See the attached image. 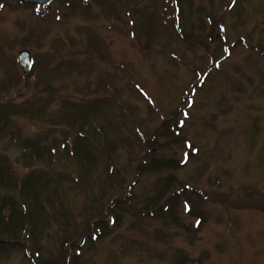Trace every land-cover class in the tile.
Returning <instances> with one entry per match:
<instances>
[{
	"label": "rangeland",
	"instance_id": "1",
	"mask_svg": "<svg viewBox=\"0 0 264 264\" xmlns=\"http://www.w3.org/2000/svg\"><path fill=\"white\" fill-rule=\"evenodd\" d=\"M189 2L185 25L176 0H55L45 9L0 0V97L19 108L1 118L9 125L0 164L18 183L33 173L52 178L24 246L0 250V264H264V0ZM138 7L155 17L151 36L143 18L131 21ZM202 18L221 43L205 33L183 37ZM21 50L33 55L30 78L17 61ZM51 94L43 122L30 117ZM112 98L117 107L95 111L104 159L91 172L63 145L47 168L22 160L11 143L20 129L71 145L82 135L78 120L67 122L71 110ZM165 121L168 137L156 132ZM170 136L180 140L170 144ZM153 137L165 147L154 157L177 167L147 168ZM6 191L0 185V198Z\"/></svg>",
	"mask_w": 264,
	"mask_h": 264
},
{
	"label": "trees",
	"instance_id": "2",
	"mask_svg": "<svg viewBox=\"0 0 264 264\" xmlns=\"http://www.w3.org/2000/svg\"><path fill=\"white\" fill-rule=\"evenodd\" d=\"M187 3V8H190V2L189 0H176L177 7L179 9L178 17L181 20V22L184 21V8L183 5ZM152 12V11H151ZM150 10H142L138 9L135 10V12L132 13L131 21L135 22L137 18H143L146 23V32L148 36H151V26L154 24V16L153 13H151ZM177 18V17H176ZM190 19L189 13L186 16V23ZM211 28L216 25L215 19L213 16L209 17ZM134 23V27H135ZM193 28V27H192ZM195 29V31H194ZM194 31V32H193ZM196 33H205L204 34V40L210 39V41H214L216 43H221L222 39L218 40L213 35V33L207 32V21L206 19L202 18L201 20H198L196 24H194V28L191 30V34H186L183 36L184 38L188 40L194 39L196 36ZM204 43V42H203ZM202 43V44H203ZM208 44V43H206ZM205 45V44H204ZM207 51L208 48H206ZM89 54H92V52H89ZM31 74L28 75L26 78H30ZM15 81L12 80L11 85L13 86ZM51 94L48 97V101H46L43 105H40L36 108V110H33L30 113V117L36 119L38 118L39 122H43V118L40 116L42 113H46V109L49 108V106L52 103V99L54 96ZM3 99L0 97V124L2 125V128H0V135L4 133L3 131L5 128L8 127L7 119L3 122L1 118L4 117L5 113H7L10 110H18L19 108H14V105H11L13 101H9L8 103L3 104ZM98 103V104H97ZM96 105H90L89 107L80 110L74 108L71 110L70 115L67 116V122H69V125H72V122L78 120V127L82 135L76 136L73 139V142L71 145H69V141L66 139L63 140V142H51V144L48 143V137L47 136H24L22 131L20 129H17L15 131L10 132V138L11 143L15 146H17L21 150V158L22 160L32 163V164H38L42 163L45 164L47 168H50L52 164V160L54 158V149H59L61 145L64 146V152L66 155L69 156L70 151L73 154L74 161H77L82 168L83 171L91 172V169L93 166L97 165L99 163V158L104 159L103 150H101V134H98V130H102L103 133L105 132L104 126L97 125L96 121L97 118L95 116V111L100 106H106L107 110L112 109L113 106L118 104L116 101L112 98V100L107 99V103L98 101ZM111 114V113H110ZM169 124H171L168 121H165L162 123L161 127L156 131L161 136H167L168 132H170ZM113 130H115L114 121L112 119H107V180L108 182H111V184L114 185V180H116L115 174V168H114V160H113V153L116 149V144L113 139L110 137V133ZM162 130V131H161ZM161 131V132H160ZM180 139L178 137L170 136L169 143L176 144ZM71 146V148L69 147ZM148 152L149 155H152L150 163L147 164V168L152 169V171L156 170H164V171H170V169H174L177 167L175 162L172 160H165V159H158L155 158V151L157 148L163 149L165 148L163 145H158L156 137H153L151 140V143L148 142ZM100 151V152H99ZM102 154L101 156H99ZM99 156V157H98ZM1 161V160H0ZM47 177H49L47 175ZM45 173L42 175L36 176L35 173L30 175L28 178L23 179L20 183H18V180L16 179L15 174L10 169L8 165H2L0 164V185L2 187H6V195L4 198H0V250H7L9 247H18V246H24L22 235L25 234L27 231V222L34 221L36 216L38 217L37 213L39 212L36 204L40 203V193L44 189L48 188V182L52 181V178L49 177L47 180H44ZM20 184V186H18ZM169 186V185H168ZM45 199H48V197H45ZM159 198H153L150 199L148 204L143 208L146 212L148 211V208H150L151 205H155L159 200ZM221 199L226 200L225 197H222ZM228 200V199H227ZM118 201H115L114 205H112L111 209L113 208H120ZM162 209L164 207H161ZM41 211L45 213H48V209H45V206H40ZM150 212V211H148ZM117 222V221H116ZM87 227V226H86ZM90 224H88L87 229L89 230ZM98 228V227H97ZM101 229V227H99ZM108 231V229H107ZM31 235H33L34 239L36 236L35 230H31ZM22 240V241H21ZM20 241V243H18ZM12 245V246H10ZM24 248V247H23ZM40 264H49L48 262H43L40 260Z\"/></svg>",
	"mask_w": 264,
	"mask_h": 264
},
{
	"label": "water",
	"instance_id": "3",
	"mask_svg": "<svg viewBox=\"0 0 264 264\" xmlns=\"http://www.w3.org/2000/svg\"><path fill=\"white\" fill-rule=\"evenodd\" d=\"M80 1V0H78ZM22 4L35 5L40 8L46 7L53 2V0H20ZM18 62L23 69L24 75H27L32 68V54L28 50H22L18 53Z\"/></svg>",
	"mask_w": 264,
	"mask_h": 264
}]
</instances>
